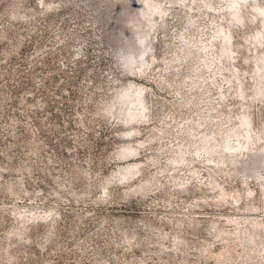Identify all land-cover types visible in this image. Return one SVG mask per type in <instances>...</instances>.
Listing matches in <instances>:
<instances>
[{"label": "rangeland", "instance_id": "obj_1", "mask_svg": "<svg viewBox=\"0 0 264 264\" xmlns=\"http://www.w3.org/2000/svg\"><path fill=\"white\" fill-rule=\"evenodd\" d=\"M0 264H264V0H0Z\"/></svg>", "mask_w": 264, "mask_h": 264}, {"label": "bare ground", "instance_id": "obj_2", "mask_svg": "<svg viewBox=\"0 0 264 264\" xmlns=\"http://www.w3.org/2000/svg\"><path fill=\"white\" fill-rule=\"evenodd\" d=\"M157 9V8H156ZM159 10V9H158ZM155 11V8L154 7H152V5H148L144 10H143V15H150V14H152L153 12ZM260 12H262V10H260ZM225 38H228V35H227V33H226V35L224 36ZM140 43V45H141V47L144 49L145 48V42L143 41V40H140L139 41ZM130 55V57L132 56V53L131 54H129ZM135 91H136V97H135V99L128 105V109H127V112H126V117H124V118H122V122L123 123H129V122H131V121H134V120H142L143 119V117H137L136 116V112H140V114L142 115V116H144V111H143V109H144V107H143V105H142V99H140V97H139V92H140V90L139 89H135Z\"/></svg>", "mask_w": 264, "mask_h": 264}, {"label": "trees", "instance_id": "obj_3", "mask_svg": "<svg viewBox=\"0 0 264 264\" xmlns=\"http://www.w3.org/2000/svg\"><path fill=\"white\" fill-rule=\"evenodd\" d=\"M115 35L119 36L120 34H115ZM126 37L127 38H125V39H120V36H119V39H120L121 44H122V46L124 48L128 47V49H130L132 47V42H131L130 35L129 36L126 35Z\"/></svg>", "mask_w": 264, "mask_h": 264}]
</instances>
